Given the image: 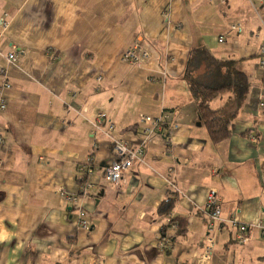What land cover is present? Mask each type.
<instances>
[{"label":"crops","instance_id":"crops-1","mask_svg":"<svg viewBox=\"0 0 264 264\" xmlns=\"http://www.w3.org/2000/svg\"><path fill=\"white\" fill-rule=\"evenodd\" d=\"M5 15L0 51L16 46L24 55L14 65L0 56L12 84L0 115V264H198L210 189L223 220L211 264H264V0H0V21ZM236 22L244 32L220 44ZM137 43L151 58L125 63ZM202 47L235 62L250 83L232 136L218 144L184 75ZM233 99L221 94L211 107L226 114ZM99 112L108 116L105 131L115 125L111 138L95 132ZM162 114L167 124L145 142L140 115ZM112 138L144 149L121 188L104 176ZM60 189L80 197L90 231L79 229V210ZM167 201L173 209L161 214ZM234 218L250 225L245 244ZM164 230L171 252L158 248Z\"/></svg>","mask_w":264,"mask_h":264},{"label":"built area","instance_id":"built-area-1","mask_svg":"<svg viewBox=\"0 0 264 264\" xmlns=\"http://www.w3.org/2000/svg\"><path fill=\"white\" fill-rule=\"evenodd\" d=\"M219 3L223 4L226 3V0H219ZM263 24V30H264V21H262ZM9 23L7 21V15L3 17L0 21V40L5 33V31L8 29ZM244 27L239 22H236L232 24V26L229 28L227 33L224 36L219 37V43L223 44L225 42V37L228 35L234 33V34H242L244 32ZM21 55H24L23 52L19 50L18 47L12 46V49L9 53L3 54L0 51V56L4 57L8 60L9 63L18 64L21 61ZM151 58V53L147 49L144 48V46L140 45V43L134 44L131 46V48L127 49L123 53V61L125 63L129 64H141L144 63V61ZM259 65L258 69L263 74V80H264V42L260 46L259 51ZM165 75V74H164ZM166 78V75L164 76ZM102 78L99 77L98 81L100 82ZM0 81L2 82L0 86V115L5 112L7 109L8 104V98L6 91L11 89L12 84L9 82L7 70L0 69ZM154 83L162 81V78H155L152 80ZM259 107L262 109L264 108V102L262 103L260 101ZM107 114L103 112H99V114L96 117L94 128L96 133H103L106 136L110 137L111 132L115 129V125L113 123H109L108 130H104V123L107 121ZM139 123L142 126V132L143 135L146 137L147 142L149 139H151L154 136H157L161 133V130L164 128V126L167 124L165 121V114H162L158 117H151L149 115H140L139 117ZM177 130L176 125H172L168 129V134L170 138L174 135V132ZM4 131L0 128V145L4 144L2 135ZM252 142L258 143V139L256 136L252 135L250 137ZM170 140V139H168ZM169 142V141H168ZM112 144L114 148V159L113 162L106 167L104 170L105 172V180L108 184H111L117 188H121L124 184V177L123 174L125 171H129L134 169L135 164L137 161H140V158L144 155V149L143 145L132 149L129 147L128 143L123 139H114L112 138ZM89 174V172H84V175ZM85 186L82 188L83 193H88L90 188L92 187V184L85 183ZM176 192H178V189L176 187H173ZM59 197L63 199L64 201H69L76 205V207L79 210L78 214V220H79V229L85 231H90L91 224L90 220L88 219V214L82 208L79 204V198L77 196H73L69 194L68 192L64 191L63 189H60L58 191ZM206 215H208V232L206 236V241L203 246V252L199 255V258L197 260L198 264H211L212 256L214 253V248L217 243L216 235L220 231L221 223H223L222 220V202L221 198L218 195V192L214 189H210L208 192V196L206 199V206H205ZM233 225L237 226L238 232L236 233V241L239 244H245L246 241H248V231L250 230V225L247 224H240L239 220L237 218H234L231 222ZM177 226L174 224L172 225V229H177ZM264 236V232H263ZM263 247H264V238H263ZM158 248L161 252H171L175 248L174 240H172V232L168 230H164L162 236L159 238Z\"/></svg>","mask_w":264,"mask_h":264},{"label":"trees","instance_id":"trees-1","mask_svg":"<svg viewBox=\"0 0 264 264\" xmlns=\"http://www.w3.org/2000/svg\"><path fill=\"white\" fill-rule=\"evenodd\" d=\"M184 75L197 103L200 121L206 126L212 142L218 144L228 140L233 133L235 117L250 91L247 75L237 70L235 62L219 61L204 47L192 50ZM227 92L234 96L228 106L231 112L224 114L212 109V102ZM172 209V201H167L161 204L159 211L170 213ZM177 225V228H183Z\"/></svg>","mask_w":264,"mask_h":264},{"label":"water","instance_id":"water-1","mask_svg":"<svg viewBox=\"0 0 264 264\" xmlns=\"http://www.w3.org/2000/svg\"><path fill=\"white\" fill-rule=\"evenodd\" d=\"M199 126H201V124H199Z\"/></svg>","mask_w":264,"mask_h":264}]
</instances>
